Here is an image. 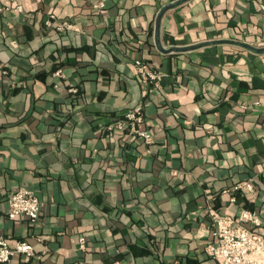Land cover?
Masks as SVG:
<instances>
[{
	"label": "crops",
	"instance_id": "crops-1",
	"mask_svg": "<svg viewBox=\"0 0 264 264\" xmlns=\"http://www.w3.org/2000/svg\"><path fill=\"white\" fill-rule=\"evenodd\" d=\"M20 1L0 9V234L35 256L14 264H219L215 218L242 209L264 234V0ZM140 104L152 143L105 128ZM22 187L36 223L8 215Z\"/></svg>",
	"mask_w": 264,
	"mask_h": 264
},
{
	"label": "built area",
	"instance_id": "built-area-1",
	"mask_svg": "<svg viewBox=\"0 0 264 264\" xmlns=\"http://www.w3.org/2000/svg\"><path fill=\"white\" fill-rule=\"evenodd\" d=\"M8 1L11 5L5 7L0 4V9L13 8L19 13L24 11L20 0ZM46 24L54 26L58 31L74 27L70 22L55 21L53 17L47 19ZM135 64L143 82L155 83L158 80L159 72L146 62L136 59ZM56 74L61 75V70H58ZM144 122L143 105L140 104L128 111L123 119L110 123L107 129L110 131L129 129L134 137L149 144L154 141V138L149 129L142 127ZM239 187L254 191L255 182L245 181L238 185ZM8 202V215L12 219L26 216L31 222L36 223L41 217L42 202L32 190L20 188L9 195ZM261 224L259 215L250 209H242L236 216L218 215L215 218L213 232L215 240L207 243V253L218 260L219 264H264V234L257 230ZM85 246L86 238L82 237L80 247L85 248ZM15 254H20L28 262L35 256V249L27 240H19L11 245L8 239L0 234V263L14 264Z\"/></svg>",
	"mask_w": 264,
	"mask_h": 264
},
{
	"label": "trees",
	"instance_id": "trees-1",
	"mask_svg": "<svg viewBox=\"0 0 264 264\" xmlns=\"http://www.w3.org/2000/svg\"><path fill=\"white\" fill-rule=\"evenodd\" d=\"M130 110H132V109H129V110H127L126 112H124V113L118 115V116L115 117L114 120H113L112 122H110V123H113L114 121H117V120H119V119H123V118L125 117L126 113H127L128 111H130ZM110 123H108V124L106 125V127H105L106 129H107V127H108V125H109ZM107 130H108V129H107ZM40 200H41V199H40ZM41 215H42V208H41Z\"/></svg>",
	"mask_w": 264,
	"mask_h": 264
},
{
	"label": "water",
	"instance_id": "water-1",
	"mask_svg": "<svg viewBox=\"0 0 264 264\" xmlns=\"http://www.w3.org/2000/svg\"><path fill=\"white\" fill-rule=\"evenodd\" d=\"M184 0H180V1H178L177 3H174L173 5H177V4H179V3H181V2H183ZM172 5V6H173ZM166 8H164L163 10H165ZM237 44H240V45H242V46H245V47H249V48H252V49H254V50H257V51H259V49H257V48H254V47H252V46H250V45H246V44H243V43H237Z\"/></svg>",
	"mask_w": 264,
	"mask_h": 264
}]
</instances>
